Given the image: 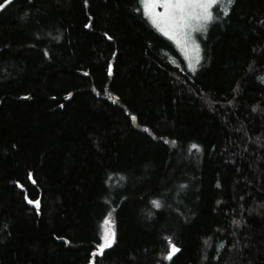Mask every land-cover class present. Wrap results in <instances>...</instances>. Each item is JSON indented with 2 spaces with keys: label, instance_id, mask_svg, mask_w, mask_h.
<instances>
[{
  "label": "trees",
  "instance_id": "16d2710c",
  "mask_svg": "<svg viewBox=\"0 0 264 264\" xmlns=\"http://www.w3.org/2000/svg\"><path fill=\"white\" fill-rule=\"evenodd\" d=\"M137 8L0 10V264H264V0L218 11L195 73Z\"/></svg>",
  "mask_w": 264,
  "mask_h": 264
},
{
  "label": "snow or ice",
  "instance_id": "6c2138e0",
  "mask_svg": "<svg viewBox=\"0 0 264 264\" xmlns=\"http://www.w3.org/2000/svg\"><path fill=\"white\" fill-rule=\"evenodd\" d=\"M11 3V0H3L0 3V10L4 9L7 4ZM140 8L137 11L143 9L146 17H148L152 24L156 26L165 36L170 39H177L179 43L178 36L186 38L187 41H192L191 33L195 31H206L207 24L214 20L213 8L219 7L225 15L228 14L230 7L233 5L234 0H139ZM84 6H88V0H84ZM162 8V12H158L156 9ZM91 21V17H89ZM85 28H91V23H86ZM108 39L112 37L108 36L107 33L104 34ZM192 49L197 54L195 60H199V45L192 41ZM47 55V52H45ZM192 67V63L189 64ZM109 73H111V67H109ZM87 75V73H85ZM71 95V93H69ZM63 107V105H60ZM135 119V117H133ZM147 131V129H145ZM167 142V141H166ZM192 149L199 150V146L196 144L191 145ZM29 203H35L39 206L38 201L29 200ZM153 204L158 208L160 207L157 201H153ZM105 224L110 222L105 219ZM234 223H238L234 221ZM103 243L97 246L98 250H102L106 247H111L114 242V232L111 230H106L104 236L102 237ZM169 251L165 257L168 260L172 259V256L179 252L180 249L176 247L169 241ZM222 246V245H221ZM93 256L96 255L95 252L92 253Z\"/></svg>",
  "mask_w": 264,
  "mask_h": 264
},
{
  "label": "rangeland",
  "instance_id": "374dc122",
  "mask_svg": "<svg viewBox=\"0 0 264 264\" xmlns=\"http://www.w3.org/2000/svg\"><path fill=\"white\" fill-rule=\"evenodd\" d=\"M156 10L158 12H162L163 11L162 8H157ZM142 11H143V9H142ZM212 11H213V15H214L215 19L210 21L207 24L206 31H203V32L195 31V32L191 33L192 41H194L195 44L199 45V53H198L199 54V60L198 61L195 60V57H196L197 54L192 49V41H187L186 42V38L180 37V36H178V39L180 41L179 43L177 42V39H170L168 36H165L164 33L161 32L156 26H154L152 24L151 20L148 17H146V16L145 17L148 19V21L151 23V25L156 28V30L160 34H162L164 37H166L168 40H170L175 45V47L177 48V50L179 51L180 55L182 56V58H183V60L185 62L186 68L191 73H195L199 69V67L201 65V62H202V58H203V55H202V43L205 40V38L207 37L208 32H209L212 24H214V22L216 21V18L218 16V11H220L222 14H224V12L219 9V7L213 8ZM190 62L193 65L192 67L189 66ZM109 222L110 223L106 225V230H111L112 232H114V239H115L114 224H113V222L111 220H109ZM106 248H108V247H106ZM106 248H104V249H106Z\"/></svg>",
  "mask_w": 264,
  "mask_h": 264
}]
</instances>
